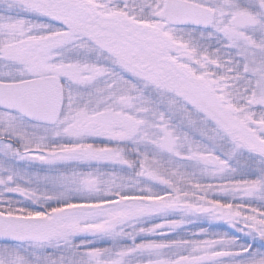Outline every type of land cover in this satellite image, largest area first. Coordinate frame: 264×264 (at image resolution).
I'll list each match as a JSON object with an SVG mask.
<instances>
[{"label":"snow or ice","instance_id":"obj_1","mask_svg":"<svg viewBox=\"0 0 264 264\" xmlns=\"http://www.w3.org/2000/svg\"><path fill=\"white\" fill-rule=\"evenodd\" d=\"M0 264H264V0H0Z\"/></svg>","mask_w":264,"mask_h":264}]
</instances>
